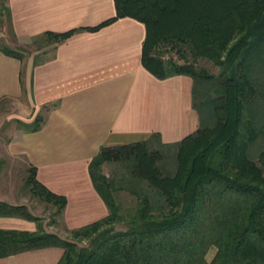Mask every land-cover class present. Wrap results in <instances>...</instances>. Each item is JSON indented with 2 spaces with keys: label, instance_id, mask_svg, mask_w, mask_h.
<instances>
[{
  "label": "trees",
  "instance_id": "1",
  "mask_svg": "<svg viewBox=\"0 0 264 264\" xmlns=\"http://www.w3.org/2000/svg\"><path fill=\"white\" fill-rule=\"evenodd\" d=\"M113 1L114 16L99 24L44 32L33 41L54 44L76 31L136 19L145 26L142 66L158 79L191 77L199 126L175 142L153 132L142 141L101 147L88 171L108 212L71 230V239L44 231L27 206L0 201V216L37 226L32 232L0 229V258L55 246L63 249L56 264H264V0ZM5 2L0 21L14 38ZM0 51L24 56L2 40ZM198 59L218 73L198 66ZM16 121L33 132L44 117ZM105 165L114 166L109 174ZM24 186L61 215L65 196L41 184L35 167L27 169ZM120 192L132 205L123 206Z\"/></svg>",
  "mask_w": 264,
  "mask_h": 264
},
{
  "label": "crops",
  "instance_id": "2",
  "mask_svg": "<svg viewBox=\"0 0 264 264\" xmlns=\"http://www.w3.org/2000/svg\"><path fill=\"white\" fill-rule=\"evenodd\" d=\"M5 4L16 47H25L44 32L95 26L115 14L113 0ZM144 37L143 23L122 17L95 31H76L21 59L0 51V118L29 122L38 113L44 117L40 129L13 130L3 144L0 201L25 205L31 214L43 217L36 206L40 200L21 186L27 169L35 167L36 179L66 198L61 215L51 222L42 219V227L65 238L68 231L108 212L88 171L101 147L142 141L153 132L170 143L198 128L191 77L158 79L148 72L141 64ZM23 94L27 110L20 103L12 110L2 107L4 101L19 100ZM22 111L28 119L22 118ZM0 229L32 232L37 226L21 217L0 216ZM62 253L60 247L38 248L1 257L0 264H56Z\"/></svg>",
  "mask_w": 264,
  "mask_h": 264
},
{
  "label": "rangeland",
  "instance_id": "3",
  "mask_svg": "<svg viewBox=\"0 0 264 264\" xmlns=\"http://www.w3.org/2000/svg\"><path fill=\"white\" fill-rule=\"evenodd\" d=\"M0 2H3V0H0ZM1 18L4 19V17L0 16V19ZM5 20H6V18H5ZM1 33H4V35L6 37L1 36ZM0 40H2V42L7 44L8 46L16 48L20 52H23L24 56H26V57H28L29 55H32L34 53V51H37V47L38 46H41V48L39 50H43V48H49L51 46L50 45V43H51L50 41L44 40L43 42H40L39 40H36V41L32 40L30 43L25 45V47H16L12 43L13 40L11 39V37L8 36V31H7V28H6V22L3 23L1 21H0ZM41 53H39V54H41ZM197 65L206 68L209 72H211L213 74H217L218 71H219V68L217 66L213 65L210 61H208L206 59H198ZM27 102H28L27 97L23 94V95H21L19 100H16V101H12V100L4 101L2 107H4L5 110H10L11 108L17 106V104L20 103L21 106L22 107L25 106V108L27 110L28 109V107L26 106ZM22 110H24V108ZM26 110H24V111H26ZM24 111H22V112L25 115ZM22 118L28 119L29 117H27L25 115ZM16 120L17 119H10V120H4L3 121L2 118H0V154H1V149L3 148V144L6 143V141L9 138L10 132L13 131V130L23 129L22 125H20ZM4 163L5 162L1 161V159H0V169L4 168ZM113 168H114V166L105 165L104 166V172L106 174H109ZM0 179H1V177H0ZM19 185H21L20 181H19ZM21 186L24 189H26V191H29L26 186H24V185H21ZM118 198L121 201V203L123 204V206L132 205V198L129 197L126 193H123V192L118 193ZM37 200H39V199L37 198ZM36 206L41 208V209L38 208L39 211L41 212L40 214L43 216V217H39L40 218L39 222H40L41 226H42L41 220L44 219V218L48 219V222H51V221L57 219L58 216L54 214L55 207L52 204H49V203H46V202H43V201L40 200V203L36 202ZM67 233L68 234H67V236L65 238H70L71 239L72 237L70 235V231H68ZM86 242H87L86 240H83L82 242L79 243V245L86 244ZM214 251H215L214 247L209 248V250L207 251V254H206V259L207 260H210L212 258L213 254H214Z\"/></svg>",
  "mask_w": 264,
  "mask_h": 264
}]
</instances>
